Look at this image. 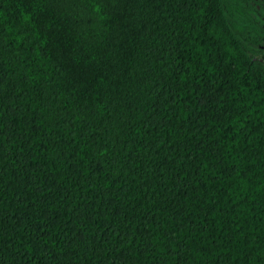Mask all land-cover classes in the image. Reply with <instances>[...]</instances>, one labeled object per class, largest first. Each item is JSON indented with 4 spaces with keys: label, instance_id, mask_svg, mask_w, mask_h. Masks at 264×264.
<instances>
[{
    "label": "trees",
    "instance_id": "trees-1",
    "mask_svg": "<svg viewBox=\"0 0 264 264\" xmlns=\"http://www.w3.org/2000/svg\"><path fill=\"white\" fill-rule=\"evenodd\" d=\"M0 264H264V0H0Z\"/></svg>",
    "mask_w": 264,
    "mask_h": 264
}]
</instances>
